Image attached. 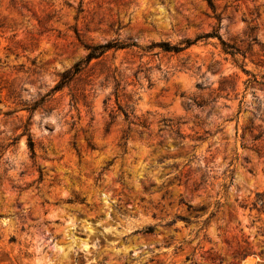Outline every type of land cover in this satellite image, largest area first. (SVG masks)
<instances>
[{
  "label": "rangeland",
  "instance_id": "rangeland-1",
  "mask_svg": "<svg viewBox=\"0 0 264 264\" xmlns=\"http://www.w3.org/2000/svg\"><path fill=\"white\" fill-rule=\"evenodd\" d=\"M0 264H264V0H0Z\"/></svg>",
  "mask_w": 264,
  "mask_h": 264
},
{
  "label": "trees",
  "instance_id": "trees-1",
  "mask_svg": "<svg viewBox=\"0 0 264 264\" xmlns=\"http://www.w3.org/2000/svg\"><path fill=\"white\" fill-rule=\"evenodd\" d=\"M191 44V42H187V45ZM163 45V50L165 51H173L175 53H178L179 51L182 50L181 47L179 46H170L169 44L167 43H163L161 44ZM130 46L129 44L125 45V44H119L117 42H114V43H110V42H107V43H104V44H100V45H94V46H87V48L89 49V52L88 54L86 55V58L84 60V62H89L92 58H97L99 56H101L106 50L114 47V48H124V47H128ZM227 47H230V46H227ZM227 48H225L224 50H226ZM230 54L232 55H235L238 51H233V50H229ZM82 63L81 62H77L75 63V65L73 66V68L71 70H69L71 72V74H76L77 72H79L81 70V67H80V64ZM70 72H67L65 73L66 74V77H70L69 73ZM57 87H60V86H57ZM253 128H250L249 131H252ZM259 137V135H255L254 136V139H257ZM28 146L30 148V151L32 152V154L34 153V144H33V141L31 139V137L29 136L28 137ZM262 203V200H260L259 198V195L257 194L256 195V200L253 202V207L255 208L258 204H261Z\"/></svg>",
  "mask_w": 264,
  "mask_h": 264
}]
</instances>
